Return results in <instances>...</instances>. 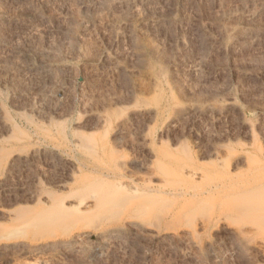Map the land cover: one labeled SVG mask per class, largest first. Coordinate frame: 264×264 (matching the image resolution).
Returning a JSON list of instances; mask_svg holds the SVG:
<instances>
[{
  "label": "rangeland",
  "instance_id": "rangeland-1",
  "mask_svg": "<svg viewBox=\"0 0 264 264\" xmlns=\"http://www.w3.org/2000/svg\"><path fill=\"white\" fill-rule=\"evenodd\" d=\"M136 1H132V8L131 3H124V0H0V107L3 105L0 121L2 116H6L13 125L16 124L11 135L1 130L0 124V174L7 171L12 155L18 150H24L21 152L24 155L33 150H50L58 155L54 160L50 155H39L34 159L39 162L37 166L35 164L38 162L33 160L28 168L30 165L34 168H20L15 175L10 176L9 187L12 185V189L15 186L19 188L15 190L17 197L24 195L26 190L28 192V187L31 189L33 180L38 177L49 183L63 178L66 170L60 162L57 164L61 158L72 162L76 171L94 178L109 175L119 181L133 177L140 183H159L160 164L176 168L174 161L163 164L165 157L171 154L181 163L187 162L205 171L216 169L232 174L241 172L246 175L245 152L264 163V0ZM146 10L150 11V16ZM37 12L40 13L38 17ZM144 16L152 22H144ZM32 18L36 21L33 22ZM158 19L160 21L156 22ZM61 65H65V68ZM36 66H39L38 69ZM229 101L233 102L230 107L227 104ZM173 113L178 115L172 117ZM44 115L48 122H44ZM131 115L134 117L131 118ZM36 118L39 120L36 121ZM168 122L171 123L169 126ZM44 130L47 131L45 135ZM75 130L82 132L79 131L80 134ZM75 134L77 137L81 135L79 138H83V145L98 147V153L92 154L76 145L78 139ZM101 148L105 149L106 157L113 159L112 162L106 158L109 165L103 162L105 155ZM108 149L113 151L109 152ZM165 152L169 155H164ZM41 158L44 161H39ZM49 187L47 189L52 191L54 183L51 182ZM0 192V205L3 202L4 206H8V202L13 203L16 199L15 194L4 195L2 189ZM7 196L11 197L8 199ZM175 209L185 212L183 224L190 223V226L182 227L183 240L175 239L177 244L173 239L168 242L155 241L129 230L125 232L126 235L110 240L108 250L106 248L102 253L96 250L98 239L93 235L91 242L89 240L86 249H83L84 252L79 247L78 252L75 251L78 255L73 251L74 255L72 250H68L71 252L69 254L67 250H63L65 253L57 250L52 264L55 261L59 264H264V235L250 232L244 240L233 232L214 233L213 226L203 227V218L220 212L218 206L211 212L207 206H197L194 208V216L190 214L193 216H190V220L188 216L192 211L188 212L186 205L178 203ZM230 212L227 209L223 211L225 226L232 229L239 220L238 225L244 223L239 215ZM160 224L158 226L161 227L157 226L161 228L159 231L165 233L168 230L166 224ZM194 231L198 232L197 236ZM217 234L226 236L222 239ZM232 236L234 239L231 240ZM237 240L244 244L237 242L236 245ZM92 242L96 245H92ZM228 243H235L236 246ZM238 244L242 249L246 246L247 250L249 247L252 252H242ZM220 246L224 252L221 251L222 255L217 256ZM222 256L224 260L220 258ZM6 260L1 257L0 264L13 263ZM30 260L35 261L34 258ZM61 260L64 261L59 262Z\"/></svg>",
  "mask_w": 264,
  "mask_h": 264
},
{
  "label": "bare ground",
  "instance_id": "bare-ground-1",
  "mask_svg": "<svg viewBox=\"0 0 264 264\" xmlns=\"http://www.w3.org/2000/svg\"><path fill=\"white\" fill-rule=\"evenodd\" d=\"M14 1V0H13ZM118 1V0H117ZM120 1V0H119ZM134 0H124V3H131L133 8ZM136 1V0H135ZM138 1V0H137ZM136 1V2H137ZM144 1V0H142ZM153 1V0H152ZM151 1V2H152ZM113 2V0H112ZM123 2V1H121ZM121 2L119 4H121ZM134 2V3H136ZM141 2V1H140ZM139 2V3H140ZM149 2V3H151ZM29 3V2H28ZM118 3V2H117ZM116 3V4H117ZM123 3V4H124ZM138 3V4H139ZM148 3V4H149ZM111 4V3H110ZM114 4V3H113ZM145 4V3H144ZM147 4V3H146ZM147 4V5H148ZM154 4V3H153ZM28 5V4H26ZM30 5V4H29ZM112 5V4H111ZM118 5V4H117ZM122 5V4H121ZM130 5V4H128ZM141 5V4H139ZM146 5V6H147ZM21 6V5H20ZM23 6V5H22ZM25 6V5H24ZM23 6V7H24ZM116 6V5H114ZM125 6V4H124ZM137 6V5H136ZM144 5H142L143 7ZM151 6V5H150ZM31 7V6H30ZM35 7V6H34ZM118 7V6H117ZM120 7V6H119ZM139 7V6H138ZM137 7V8H138ZM21 8V7H19ZM18 8V9H19ZM26 8V7H24ZM28 8V7H27ZM87 8V7H86ZM116 8V7H115ZM123 8V7H121ZM126 8V6H125ZM147 7L144 8V11ZM151 8V7H150ZM26 10V9H25ZM30 10V8L28 9ZM26 10V11H28ZM136 10V9H135ZM151 10H153L151 8ZM19 11V10H18ZM24 10H22L23 12ZM137 11V10H136ZM139 11V9H138ZM143 11V12H144ZM154 11V10H153ZM156 11V10H155ZM30 12V11H29ZM34 12V11H33ZM32 12V13H33ZM141 12V9H140ZM142 12V13H143ZM148 12V10H146ZM145 12V14H147ZM150 12V11H149ZM148 12V14H149ZM157 12L158 8H157ZM20 13V12H19ZM18 13V14H19ZM36 13V12H35ZM141 13V14H142ZM163 13V12H162ZM40 13L37 12V17ZM86 14V13H85ZM144 14V13H143ZM147 14V15H148ZM152 14V11H151ZM30 15V14H29ZM157 16V13L155 14ZM2 16V15H1ZM22 15H20L21 18ZM150 16V14H149ZM152 16V15H151ZM164 16V15H163ZM167 16V15H166ZM165 16V18H166ZM169 16V15H168ZM5 17V16H4ZM18 17V15H17ZM36 17V14H35ZM34 17V19H35ZM155 17V16H154ZM18 18V19H20ZM42 18V17H41ZM1 19V18H0ZM6 19V17H5ZM13 19V17H12ZM26 21L25 18H22ZM28 19V18H27ZM31 19V18H30ZM37 19V18H36ZM160 19V18H159ZM156 20L160 21V20ZM168 18H166L167 20ZM171 19V18H170ZM11 20V19H10ZM42 20V19H39ZM150 19H148L147 16H144L143 21L148 22ZM164 20V18H163ZM161 20V22L163 21ZM3 21V20H2ZM18 21V20H17ZM22 21V20H21ZM31 21V20H30ZM28 21V23L30 22ZM33 21V18H32ZM36 21V20H34ZM33 21V22H34ZM182 21V20H181ZM27 22V21H26ZM141 22V21H140ZM152 21H150L151 23ZM154 22V21H153ZM174 22V21H173ZM16 23V22H15ZM19 23V21H18ZM22 23V22H21ZM143 23V22H142ZM163 23V22H162ZM162 23H157L159 26ZM169 23V22H168ZM20 24V23H19ZM24 24V23H23ZM27 24V23H26ZM32 24V23H31ZM37 24V23H34ZM32 24V25H34ZM146 24V23H145ZM144 24V25H145ZM153 24V23H152ZM164 24V23H163ZM30 25V24H28ZM148 25V24H147ZM146 25V26H147ZM156 25V24H155ZM36 26V25H35ZM39 26V25H38ZM149 26V25H148ZM158 26V25H157ZM162 26V25H161ZM169 26V25H168ZM172 26V25H171ZM23 27V26H22ZM29 27V26H28ZM26 27V28H28ZM164 27V25H163ZM25 28V29H26ZM31 28V27H30ZM155 28V27H154ZM33 29H35L33 27ZM20 30V29H19ZM29 30V29H27ZM9 31V30H8ZM40 31V30H39ZM165 31V30H164ZM10 32V31H9ZM37 32V31H36ZM41 32V31H40ZM156 32V31H155ZM35 33V32H34ZM33 33V34H34ZM39 33V32H38ZM37 34V33H36ZM41 34V33H40ZM38 35V34H37ZM240 35V34H237ZM34 36V35H33ZM36 36V35H35ZM40 36V35H39ZM242 36V35H241ZM2 37V36H1ZM37 37V36H36ZM6 38V37H5ZM4 38V39H5ZM40 38V37H39ZM241 38V37H240ZM245 38V37H244ZM230 39V38H229ZM233 39V38H232ZM235 39V38H234ZM243 39V38H241ZM238 40V39H237ZM6 41V40H5ZM243 42V40H241ZM235 42V41H233ZM232 42V43H233ZM240 42V41H237ZM241 42V43H242ZM245 42V41H244ZM1 44V43H0ZM237 44V43H234ZM2 46V45H1ZM232 46V45H231ZM145 55V54H144ZM107 57V56H105ZM146 57V56H145ZM109 60L108 58H105V60ZM106 60V61H107ZM111 61V60H110ZM114 62V61H113ZM149 63V61H148ZM42 64V63H41ZM50 64V63H49ZM52 65V64H51ZM161 65V64H160ZM47 66V65H46ZM63 66V65H61ZM69 66V65H68ZM67 66V67H68ZM36 66L35 68L38 69ZM43 65L41 66V68ZM53 67V66H52ZM65 68V65L63 66ZM162 67V66H160ZM34 68V67H33ZM54 68V67H53ZM58 68V67H57ZM63 68V69H64ZM25 69V68H24ZM45 69V68H44ZM49 68H47L48 70ZM159 69V68H158ZM20 70V69H19ZM51 70V69H50ZM69 70V69H68ZM161 70V68H160ZM164 70V69H163ZM25 71V70H24ZM35 71V70H34ZM37 71V70H36ZM44 71V70H43ZM67 71V69H66ZM71 71V70H69ZM177 71V70H176ZM30 72V71H29ZM48 72V71H47ZM175 71H173L174 73ZM20 73V72H19ZM49 73V72H48ZM172 73V75H173ZM44 74V73H43ZM47 74V73H45ZM50 74V73H49ZM33 75V74H32ZM38 75V74H37ZM48 75V74H47ZM51 75V74H50ZM171 75V73H170ZM52 76V75H51ZM159 76V75H158ZM47 76L45 75V78ZM50 77V76H49ZM174 77V76H173ZM170 78V77H169ZM172 78V77H171ZM170 78V79H171ZM164 79V77H163ZM168 79V78H167ZM174 80H176L174 78ZM167 82V80L165 79ZM1 82V81H0ZM175 82V81H174ZM3 83V81H2ZM8 83V82H7ZM173 83V82H172ZM5 84V82H4ZM3 84V85H4ZM160 84H162L160 82ZM159 84V85H160ZM167 84V83H166ZM170 83L168 82V85ZM2 86V88H4ZM164 85V84H163ZM9 86V85H8ZM162 86V85H161ZM10 87V86H9ZM8 88V87H7ZM162 88V87H161ZM4 90V89H3ZM229 97V96H228ZM232 98V97H231ZM230 98V100H231ZM234 100H236L234 98ZM14 102V101H13ZM22 102V101H21ZM24 102V101H23ZM17 103V102H15ZM20 103V102H19ZM17 103V104H19ZM25 103V102H24ZM23 105V103H21ZM26 104V103H25ZM226 104V103H225ZM229 107L233 105V102L229 101L227 103ZM3 105L1 104V107ZM18 106V105H16ZM223 106V104H222ZM0 107V112H3ZM30 107V106H29ZM186 107V106H185ZM188 107V106H187ZM228 107V106H227ZM226 107V108H227ZM233 107V106H232ZM17 108V107H16ZM22 108L24 109L25 106ZM17 109H21L18 107ZM26 109V108H25ZM29 109V108H28ZM31 109V107H30ZM199 109V108H197ZM230 109V108H229ZM232 109V108H231ZM27 110V109H26ZM25 110V111H26ZM45 110V109H43ZM182 111V109H179V111ZM187 110V108H186ZM192 110V109H191ZM6 111V110H5ZM17 111V110H16ZM19 111V110H18ZM22 111V110H21ZM178 111V110H177ZM178 111V112H179ZM27 112V111H26ZM173 112V111H172ZM177 112V113H178ZM225 112V110L223 111ZM231 112V110H230ZM7 113V111H6ZM23 114V112H20ZM19 113V114H20ZM36 113V112H35ZM44 113V112H42ZM40 113V115L42 114ZM47 113V112H45ZM44 113V114H45ZM50 113V112H48ZM176 113V112H175ZM8 114V113H7ZM5 114V115H7ZM20 114V115H22ZM179 114V113H178ZM173 113L172 117L178 115ZM182 114V113H181ZM224 114V113H223ZM227 114V113H226ZM225 114V115H226ZM133 115V114H132ZM131 115V118H133ZM137 115V114H135ZM33 116V114H32ZM40 119L41 117L39 114L37 115ZM36 116V117H37ZM42 116V115H41ZM45 116V115H44ZM49 116V114L47 115ZM56 116V115H54ZM100 116V115H99ZM103 115H101L102 117ZM10 117V116H9ZM23 117V116H22ZM27 117V116H25ZM24 118V117H23ZM34 118V117H33ZM39 118L35 119L36 121L39 120ZM43 118V117H42ZM46 116L44 117V122H48V120H45ZM50 117H47V119ZM100 118V117H99ZM104 118V117H103ZM180 118H182L180 116ZM25 119V118H24ZM29 119V117H28ZM32 119V118H31ZM105 119V118H104ZM103 119V120H104ZM130 119V118H129ZM174 119V118H173ZM177 119V118H176ZM30 120V119H29ZM33 119V121H35ZM61 120V119H59ZM58 120V121H59ZM65 120V119H64ZM100 120H102L100 118ZM99 120V121H100ZM108 120V119H107ZM134 120V119H133ZM172 120V119H171ZM24 121V120H23ZM26 121V120H25ZM50 121V120H49ZM116 121V120H115ZM121 121V120H119ZM118 121V122H119ZM173 121V120H172ZM171 121V122H172ZM27 122V121H26ZM30 122V121H29ZM56 122V120H55ZM105 122V121H104ZM117 122L118 126L120 125ZM2 123V124H1ZM32 123V122H31ZM34 123V122H33ZM50 123V122H49ZM79 123V122H78ZM121 123V122H120ZM168 122V126H169ZM0 124L2 125V129L4 133H12L13 127L16 125H13L10 122V119H7L6 116H2V121H0ZM57 124V123H56ZM62 124V123H61ZM105 124V123H103ZM123 124V123H121ZM171 124V123H170ZM175 124V121L174 123ZM30 125V124H28ZM53 125V124H52ZM64 125V123H63ZM124 125V124H123ZM35 126V125H34ZM33 126V127H34ZM60 126V125H59ZM84 126V125H83ZM171 126V125H170ZM17 127V126H16ZM42 127V126H41ZM40 127V128H41ZM65 127V126H63ZM79 127V126H78ZM77 127V129H78ZM116 127V126H115ZM15 128V127H14ZM37 128V127H36ZM119 128V127H118ZM123 128V127H122ZM38 129V128H37ZM53 129V128H52ZM120 132H121V128ZM119 129H116L119 131ZM18 130V129H16ZM42 130V128H41ZM62 130V126H61ZM252 130V129H251ZM12 131V132H11ZM21 131V130H20ZM43 131V130H42ZM44 135L47 132L44 130ZM53 131V130H52ZM56 131V130H55ZM77 131V130H75ZM81 131V130H79ZM77 131L81 134V132ZM2 132V131H1ZM19 132V131H18ZM49 132V131H48ZM54 132V131H53ZM57 132V131H56ZM63 132V130H62ZM65 132V131H64ZM76 132V133H77ZM123 132V131H122ZM252 132V131H251ZM14 133V132H13ZM30 133V132H29ZM43 133V132H42ZM51 133V132H49ZM89 133V132H88ZM91 133V132H90ZM117 133V132H116ZM254 133V131L252 132ZM24 133H22L23 135ZM73 134V133H72ZM83 134V133H82ZM94 133L92 132V135ZM119 134V133H118ZM124 134V132L122 133ZM8 135V134H7ZM65 135V134H64ZM96 135V133H95ZM6 136V135H5ZM24 136V135H23ZM60 136V135H59ZM81 135L75 134L77 141L76 145H79L84 148L87 152H92V154L95 152V154L98 153V147H92L90 144H84L83 138H79ZM253 136V135H252ZM7 137V136H6ZM27 137V136H26ZM38 137V136H37ZM48 137V136H47ZM51 137V135H50ZM84 137V136H82ZM87 137V136H86ZM91 137V136H90ZM5 138L4 136L2 137ZM11 138V137H10ZM15 138V137H14ZM53 138V137H52ZM66 138V136H65ZM9 139V138H7ZM55 139V138H54ZM58 139V138H57ZM75 139V138H73ZM86 139V138H85ZM89 139V138H88ZM96 139V138H95ZM99 139V137H98ZM18 140V139H17ZM33 140V139H32ZM67 140V139H65ZM72 140V139H71ZM7 141V140H6ZM54 141V140H53ZM57 141V140H56ZM59 141V140H58ZM89 140H87L88 142ZM93 142V140H90ZM99 142H101L99 140ZM6 143V142H5ZM46 143V142H45ZM1 144V143H0ZM7 144V143H6ZM53 144V143H52ZM62 144V143H61ZM67 144V143H66ZM72 144V143H71ZM95 144V143H94ZM97 144V142H96ZM58 145V143H57ZM60 145V144H59ZM32 146V145H30ZM56 146V145H54ZM69 146V145H68ZM73 146V144H72ZM110 146V145H109ZM42 147V146H41ZM76 147V146H75ZM111 147V146H110ZM2 148V147H1ZM0 148V149H1ZM7 148V147H5ZM28 148V146H27ZM80 147H78L79 149ZM9 149V148H8ZM22 149V148H21ZM25 149V148H24ZM40 149V148H39ZM77 149V147H76ZM7 150V149H6ZM10 150V149H9ZM18 150V149H17ZM16 150V151H17ZM31 150V149H30ZM68 151V149H66ZM80 150V149H79ZM101 152L104 153L105 157L103 162L106 165H109L107 159L112 160V157H106V151L104 148H101ZM116 150V149H115ZM24 151V150H22ZM22 151H17L14 153L10 159L8 169L6 172H3V174H0V189H2V192L5 194L13 195L16 193L15 189L11 188L12 185L8 184V181L10 179V176L13 175L18 169H27L30 162H32L34 159L42 156H48L50 155L51 159L54 157L58 158L57 154L55 152H51L50 150L44 151H36L33 150L29 154H22ZM56 151V150H55ZM59 151V149L57 150ZM56 151V152H57ZM109 151V149H108ZM113 151V150H110ZM109 151V152H110ZM246 151V150H245ZM251 151V150H250ZM7 152V151H6ZM72 152V151H71ZM86 152V153H87ZM108 152V153H109ZM116 152V151H114ZM113 152V153H114ZM173 152V151H171ZM8 153V152H7ZM10 153V152H9ZM84 152V154H86ZM111 153V154H113ZM115 154V153H114ZM164 155H169V153H163ZM257 154V153H256ZM263 154V153H261ZM7 155V154H6ZM65 155V154H64ZM110 155V154H109ZM117 155V154H115ZM4 156V155H3ZM112 156V155H111ZM191 156V155H190ZM188 156V157H190ZM214 156V155H213ZM7 157V156H5ZM49 157V158H50ZM187 157V156H186ZM243 157L245 159V163L247 165V173L246 175H243L244 173H222L216 169L208 171L203 170L198 167H195L191 164H187V162L181 163L179 159H176L175 157L169 155L168 157H165V162L163 164H166V162H176L177 167H165V165H158L161 169L160 178L161 180L156 183L152 181H144L143 183L136 181L133 177H125L121 180H116L115 177H110L109 175L103 176L102 178L98 177H91L86 174L80 173L76 171L74 164L68 160H61L59 161L55 160L54 163L57 161L60 162L61 166L65 168L64 176L59 181H51L54 183V187L52 191H49L47 189L50 188L51 182L49 183L44 177V181L41 177H38L33 180V187L30 189L28 187L29 191L27 192L25 188V194L23 193L22 196H15L16 199L13 197V203L8 202V206H4L3 202L0 205V258L3 257L4 259H7L6 261H13L12 264H52L54 257L56 256L55 253L57 250H67V254L71 253L68 250H72V252L77 250V247L80 248L84 252L83 249H86V244L91 242V237L95 235L98 239V243L96 246L97 251H106L105 249L111 244H109V241L112 239L117 238L118 236H121L122 234L127 233V231L140 233L143 237H148L162 241V242H168L169 240L177 239L181 241L182 239V227L190 226L189 222H185L182 220L183 217L186 215L184 211L179 212V210H176V204L183 203L186 205V208L188 212L191 210L192 213H189V220L194 216V208L196 209L197 206H207L208 209L213 210L215 206H218V209L220 212H215L209 214L207 217L203 218L204 221L203 227L209 228L212 227V231H223V232H233L234 235H237L241 238H246L247 235L250 232L258 233L264 235V163L258 158L254 157L249 152H245L243 154ZM264 157V156H263ZM48 157H46L47 159ZM60 158V157H59ZM101 159V157H99ZM107 158V159H106ZM193 158V157H192ZM237 158V157H236ZM115 159V158H114ZM152 159V158H151ZM203 159V158H202ZM243 159V158H240ZM43 160L42 158L39 160ZM54 160V159H53ZM51 160V161H53ZM108 162H106V161ZM159 160V159H158ZM184 160V159H183ZM235 160V159H234ZM37 161V160H36ZM34 160V162H36ZM44 161V160H43ZM49 161V159H48ZM77 160H75L76 162ZM101 161V160H100ZM193 161V159H192ZM239 162V160H237ZM264 161V160H263ZM38 162V161H37ZM42 162V161H41ZM47 162V161H46ZM111 162V163H112ZM194 162V161H193ZM211 162V161H210ZM242 162V161H241ZM53 163V162H50ZM152 163V162H151ZM173 163V162H172ZM236 163V162H235ZM235 163H233L235 165ZM244 163V160L243 162ZM35 164V163H34ZM38 163L35 165L37 166ZM56 164V165H57ZM221 164V163H220ZM229 164V163H228ZM43 165V164H42ZM41 165V166H42ZM50 165V164H49ZM52 165V164H51ZM117 165V164H115ZM114 165V166H115ZM120 165V162H119ZM182 165V166H180ZM213 165V163H211ZM225 165V164H224ZM223 165V167H224ZM233 165V166H234ZM238 165V164H236ZM241 165V164H240ZM244 165V164H243ZM35 166V167H36ZM44 166V165H43ZM55 166V164L53 165ZM59 165H57L58 167ZM112 166V165H111ZM167 166V165H166ZM173 166V165H171ZM215 167L216 164L214 165ZM229 166V165H228ZM31 167V165H30ZM29 167V168H30ZM118 167V165H117ZM147 167V166H146ZM231 167V166H230ZM245 167V166H244ZM28 168V169H29ZM34 168V167H31ZM30 168V169H31ZM56 168V167H55ZM60 168V167H58ZM120 172L121 171V167ZM235 168V167H234ZM241 168V167H240ZM44 169V168H43ZM59 169V170H61ZM79 169V168H78ZM85 169V168H84ZM154 169V168H153ZM229 169V168H228ZM124 170V169H123ZM22 171V170H21ZM30 171V170H29ZM35 171V170H34ZM46 171V170H45ZM57 171V170H56ZM82 171V170H81ZM127 171V170H126ZM125 171V172H126ZM159 171V170H158ZM1 172V171H0ZM24 172V170H23ZM26 172V171H25ZM234 172V171H233ZM239 172V171H238ZM19 173V171H18ZM33 173V172H32ZM37 173V172H36ZM105 173V172H104ZM130 173V172H129ZM28 174V173H27ZM38 174V173H37ZM43 174V173H41ZM48 174V173H47ZM15 175V174H14ZM31 175V174H30ZM92 175V174H90ZM39 176V175H37ZM102 176V175H101ZM12 177V176H11ZM26 177V176H24ZM28 177V176H27ZM33 177V176H32ZM31 177V178H32ZM35 177V176H34ZM54 177V176H53ZM21 178V177H20ZM157 178V177H156ZM25 179V178H24ZM53 179V178H52ZM138 179V178H137ZM150 179V178H148ZM139 180V179H138ZM153 180V179H152ZM14 181V180H13ZM12 181V182H13ZM15 182V181H14ZM23 182V181H22ZM11 183V182H10ZM31 183V182H30ZM202 184H205L201 186ZM20 185V183H19ZM17 185V186H19ZM25 185V184H23ZM22 185V186H23ZM53 185V184H52ZM21 186V185H20ZM29 186V185H28ZM24 187V186H23ZM18 192V191H17ZM2 193V194H3ZM20 193V192H19ZM1 194V192H0ZM21 195V194H20ZM10 196V197H11ZM10 197L7 196L9 199ZM6 198V199H7ZM3 199V197H2ZM7 199V200H8ZM5 200V199H3ZM12 201V199H10ZM5 203V201H4ZM7 204V203H6ZM205 204V205H204ZM224 209H227L232 212H234L235 216H240L243 220V224L236 223L237 225L234 226L232 229H230L229 226H225L223 224V211ZM181 211V210H180ZM209 212V213H210ZM194 213V214H193ZM225 213V212H224ZM192 214V215H190ZM231 214V212H230ZM190 216H192L190 218ZM185 218V217H184ZM187 218V217H186ZM187 218V219H188ZM202 218V217H201ZM186 219V220H187ZM196 219V217H195ZM194 219V220H195ZM237 219H240L237 217ZM236 219V221H237ZM188 221V220H187ZM166 224L167 231L165 233H162L159 231L161 228L158 229L159 224ZM192 223H194L192 221ZM160 224V225H161ZM158 226V227H157ZM163 229V228H162ZM204 229V228H203ZM126 232V233H125ZM129 232V233H131ZM222 232V233H223ZM134 233V234H135ZM193 233H196L194 231ZM198 233V232H197ZM197 233L195 236H197ZM215 233V232H214ZM228 233V234H230ZM137 234V235H140ZM227 234V235H228ZM128 235V234H127ZM214 235V234H213ZM222 237V234H217ZM216 235V236H217ZM226 236V234H223ZM233 235V234H232ZM124 236V235H123ZM140 236V238H142ZM224 236V237H225ZM235 236V237H237ZM130 237V236H129ZM137 237V236H136ZM139 237V236H138ZM184 237V236H183ZM219 237V236H218ZM222 237V239H224ZM229 237V236H227ZM233 237V236H232ZM231 238L234 239V237ZM132 238V237H131ZM244 238V240H245ZM253 238V237H252ZM144 239V238H142ZM150 239V240H152ZM216 239V238H214ZM221 239V240H222ZM226 239V238H225ZM238 239V238H237ZM250 239V238H249ZM248 239V240H249ZM262 239V238H261ZM94 240V239H93ZM131 240V239H130ZM183 240V239H182ZM217 240V239H216ZM227 240V239H226ZM224 240V241H226ZM236 240V239H235ZM248 240H246L247 243ZM135 241V240H134ZM149 241V240H148ZM153 241V240H152ZM179 241H177L179 243ZM215 241V240H214ZM213 241V243H214ZM218 241V240H217ZM229 241V240H228ZM252 241V239H251ZM95 242V241H94ZM92 242V245H96ZM112 242V241H111ZM115 242V241H114ZM174 242V241H172ZM220 242V241H219ZM218 242V243H219ZM223 242V241H222ZM234 242V241H233ZM232 242V243H233ZM239 243L240 240L236 241ZM158 243V242H157ZM156 243V244H157ZM176 243V240H175ZM216 243V242H215ZM226 243V242H224ZM243 242H240L241 244ZM253 243V242H252ZM260 243V242H259ZM258 243V244H259ZM116 244V242H115ZM128 244V243H127ZM162 244V243H161ZM177 244V243H176ZM175 244V245H176ZM217 244V243H216ZM222 244V243H221ZM230 244V243H228ZM238 244V248L240 247ZM244 244V243H243ZM251 244V243H250ZM89 245V244H88ZM91 245V244H90ZM91 245V246H92ZM114 245V243H113ZM117 245V244H116ZM159 245V244H158ZM174 245V244H173ZM180 244H178L179 246ZM182 245V244H181ZM196 245V243H195ZM193 245V246H195ZM214 244H212L213 246ZM230 245H235L230 244ZM235 245V246H236ZM242 245V244H241ZM120 246V245H119ZM167 246V245H165ZM171 246V245H168ZM209 246V245H208ZM217 246V245H216ZM226 246V244H225ZM229 246V245H228ZM125 247V246H124ZM163 247V246H162ZM181 247V246H180ZM179 247V248H180ZM223 247V245H222ZM230 247V246H229ZM246 247V246H245ZM245 247L242 250H246ZM248 247V245H247ZM256 247V246H255ZM91 248V247H90ZM166 248V247H165ZM169 248V247H168ZM172 248V247H171ZM177 248V246H176ZM195 248H197L195 246ZM215 248V247H214ZM217 248V247H216ZM215 248V249H216ZM219 248V247H218ZM217 248V249H218ZM226 248V247H225ZM228 248V247H227ZM231 248V247H230ZM257 248V247H256ZM264 248V247H262ZM124 249V248H123ZM122 249V250H123ZM127 249V248H126ZM125 249V250H126ZM175 249V248H174ZM229 249V248H228ZM235 248H233L234 251ZM237 249V248H236ZM239 249V250H240ZM252 249V246L251 248ZM254 249V246H253ZM94 250V249H92ZM95 250V252H96ZM108 250V248H107ZM120 250V249H119ZM121 250V251H122ZM128 250V249H127ZM180 250V249H178ZM184 250V249H182ZM211 250V249H210ZM213 250V249H212ZM232 250V249H231ZM248 251L249 247L247 248ZM246 250V252H247ZM87 251V250H86ZM88 251H91L88 249ZM216 251V250H215ZM219 251V250H218ZM221 246H220V253L221 254ZM240 251V252H241ZM254 251H256L254 249ZM262 251V250H259ZM259 251H257L259 253ZM69 252V253H68ZM73 252V253H74ZM78 252V250H77ZM81 252V251H79ZM99 252V255L100 253ZM119 252V251H118ZM129 252V250H128ZM178 252V251H176ZM180 252V251H179ZM212 252V251H211ZM224 252V251H222ZM239 252V254H240ZM243 252V251H242ZM252 252V251H251ZM63 253H65L63 251ZM63 253H61L63 255ZM76 253V252H75ZM74 253V255H76ZM82 253V252H81ZM91 253V252H90ZM103 253V252H102ZM121 253V252H120ZM182 253V252H181ZM186 253V252H185ZM190 253V252H189ZM214 253V252H213ZM227 253V251H226ZM230 253V252H229ZM236 253V251H235ZM60 254V255H61ZM84 254V253H83ZM89 254V253H86ZM85 254V255H86ZM95 254V253H94ZM93 254V255H94ZM126 254V253H123ZM178 254V253H177ZM228 254V253H227ZM231 254V253H230ZM263 254V253H262ZM71 255V254H70ZM78 255V254H77ZM80 255V254H79ZM84 255V256H85ZM98 255V254H97ZM127 255V254H126ZM125 255V256H126ZM190 255V254H189ZM192 255V254H191ZM190 255V256H191ZM222 255V254H221ZM224 255V254H223ZM58 256V255H57ZM66 256V255H65ZM88 256V255H87ZM92 256V255H91ZM90 256V257H91ZM124 256V255H123ZM188 256V255H187ZM189 256V257H190ZM226 256V255H225ZM228 256V255H227ZM183 257V256H182ZM187 257V258H189ZM193 258V256H191ZM35 261H31L30 259H33ZM59 258V257H58ZM185 258V257H184ZM195 258V257H194ZM218 258V257H216ZM223 258L224 256L220 257ZM218 258V259H220ZM232 258V257H231ZM61 259V258H59ZM58 259V260H59ZM68 259V258H67ZM94 259V257H93ZM191 259V258H190ZM91 260V259H90ZM179 261V259H177ZM188 260V259H187ZM193 260V259H192ZM196 260V259H194ZM64 261V260H63ZM62 260L59 262H63ZM180 261L181 260V254H180ZM179 261V262H180ZM184 261V260H183ZM190 261V260H189ZM178 263V262H177ZM192 264H195L194 262H191ZM198 263V262H197ZM54 264H59L55 261ZM62 264V263H60ZM183 264V263H182Z\"/></svg>",
  "mask_w": 264,
  "mask_h": 264
}]
</instances>
